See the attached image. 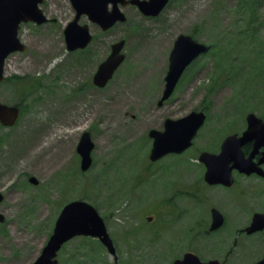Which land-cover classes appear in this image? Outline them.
<instances>
[{
    "label": "rangeland",
    "instance_id": "1",
    "mask_svg": "<svg viewBox=\"0 0 264 264\" xmlns=\"http://www.w3.org/2000/svg\"><path fill=\"white\" fill-rule=\"evenodd\" d=\"M49 1L55 22L20 25L18 38L26 50L6 58L0 82V102L20 109L16 125H0V264H31L62 206L77 199L103 219L116 263L98 240L81 236L62 246L57 264H171L185 252L222 264H251L262 257L264 232L234 243V215L225 227L208 230L209 208L216 207L209 202L218 199V188L200 187L207 204H191L184 193L200 179L201 152L218 153L225 136L244 128L247 113L264 118V0H170L154 18L128 7L127 22L107 32L83 18L92 41L73 52L63 40L73 16L69 3ZM244 3L255 7L256 19L240 9ZM248 23L257 25L254 31L246 30ZM179 34H191L209 49L159 107ZM120 39L125 60L98 89L92 75ZM191 111L206 113L192 146L151 163L147 132ZM83 132L93 143L85 171L76 152ZM233 212L225 210L228 216ZM237 215L242 219L243 211Z\"/></svg>",
    "mask_w": 264,
    "mask_h": 264
},
{
    "label": "water",
    "instance_id": "2",
    "mask_svg": "<svg viewBox=\"0 0 264 264\" xmlns=\"http://www.w3.org/2000/svg\"><path fill=\"white\" fill-rule=\"evenodd\" d=\"M168 0H70L77 14L64 29L66 49L73 51L84 48L91 36L87 25H79L81 14H86L89 21L98 24L103 30H108L116 22H124V14L117 4L125 6L129 3L138 7L145 16H156L160 13ZM42 0H0V81L3 80V66L6 57L13 52H24L26 47L17 37L21 23L33 22L37 25L45 22V18L38 8ZM112 4L110 11L106 5ZM124 40H120L111 46L110 54L102 61L93 75V83L98 87H104L112 77L116 68L122 63L124 55L121 50ZM207 47L184 34L177 36L173 43L168 58V68L164 77V89L157 102L158 106L167 100L172 94L185 68ZM19 110L16 106L0 103V123L4 126H12L16 123ZM205 120L203 112L192 111L179 119H166L163 122V130L151 129L148 137L152 139L149 152V160L155 162L169 153L180 154L189 148L192 139ZM247 129L242 136L234 134L227 136L221 144L220 152L212 154L202 152L199 161L206 166L204 179L209 184L231 183V169L237 167L246 171L244 166L249 159H244L240 147L248 140H255V147L264 145V122L253 113L246 116ZM93 148L90 135L84 132L77 145V152L81 158V170L85 171L90 163V152ZM252 155V154H251ZM233 165L230 166V163ZM243 167V168H242ZM30 182L36 183L31 177ZM0 195V201H1ZM0 221L3 217L0 215ZM222 224V216L212 209V223L210 230L217 229ZM264 229V213H256L251 225L246 228L247 233H253ZM75 236H89L97 238L107 249L108 253L116 261L115 248L105 228L104 222L96 209L82 200H74L64 205L59 212L52 233L42 248L38 257L31 264H56V255L61 246ZM172 264H220L218 260L202 262L192 252H186L182 258L175 259ZM254 264H264V257Z\"/></svg>",
    "mask_w": 264,
    "mask_h": 264
},
{
    "label": "flooded vegetation",
    "instance_id": "3",
    "mask_svg": "<svg viewBox=\"0 0 264 264\" xmlns=\"http://www.w3.org/2000/svg\"><path fill=\"white\" fill-rule=\"evenodd\" d=\"M49 2H50L49 0H43L41 4L42 12L45 15L51 14V12L48 11ZM128 7L135 8L132 5H126L125 7H121V10L124 12V14H125L124 8H128ZM106 8L107 10H110L111 6L108 4ZM75 13L76 11L72 8V14H73L72 18L75 17ZM83 18L87 19L88 17L86 15H81L80 19ZM54 22L55 19L48 18L45 24L54 23ZM116 25L117 24H115L114 26ZM246 128H247V124L245 122L244 128H242L239 131L238 130L234 131V134L237 137H240ZM219 149H220V145H219ZM240 151L244 159H249L244 165L246 167L245 169L246 171H242L241 169L234 167V169L231 172L232 182L229 185H225L222 183H215V184L207 183L204 180L205 166L199 163L200 165H198V167L200 168V172H201L200 179L196 180L195 185L186 186L184 193L185 197L188 198V201L192 204L191 200L194 202L205 201V199L202 197L200 193L199 190L200 187L204 186L205 189L218 188L220 190V193L217 194L218 199H213L209 202L216 204V207L212 206L211 208H209V212H208L209 227L211 226L212 223L213 208L217 209L222 216V224L216 230L222 228L223 225L225 227L229 218L234 215L235 217L234 222L238 224V225L234 224V226H236L234 243L238 239L246 240L251 237L259 236L264 232V230L254 232L252 234L246 232V228L250 226L252 223L254 214L264 213V145L257 148L255 147V140L251 139L241 145ZM230 164L233 165L232 162ZM205 203L207 204L206 201ZM226 208L234 209V212L230 216H228L227 213L225 214ZM239 210L243 211L244 216L242 219H240L239 216L237 215ZM199 220L205 221V219L202 218H200ZM259 259L255 260L251 264L255 263ZM222 262L223 261H221V264Z\"/></svg>",
    "mask_w": 264,
    "mask_h": 264
},
{
    "label": "trees",
    "instance_id": "4",
    "mask_svg": "<svg viewBox=\"0 0 264 264\" xmlns=\"http://www.w3.org/2000/svg\"><path fill=\"white\" fill-rule=\"evenodd\" d=\"M239 7H240V9L243 12L245 11V12L250 13V14L247 15L248 18H254L255 17V19H256L258 17V16H256V9H255V7L253 5L244 3L243 5H239ZM255 26H257L255 23L254 24L248 23L246 25V30H252V31H254L255 28H256ZM256 68H258V67L255 65L254 71H252V72L254 73V76L256 78H258L259 77V74H258L259 72H258V69H256Z\"/></svg>",
    "mask_w": 264,
    "mask_h": 264
},
{
    "label": "bare ground",
    "instance_id": "5",
    "mask_svg": "<svg viewBox=\"0 0 264 264\" xmlns=\"http://www.w3.org/2000/svg\"><path fill=\"white\" fill-rule=\"evenodd\" d=\"M254 19V18H253ZM249 22V21H248ZM223 64V63H222ZM224 67V66H223ZM218 68H221V67H218ZM222 69V68H221ZM221 69H220V71H221ZM224 69V68H223ZM191 70V69H190ZM187 71V70H186ZM186 73V72H185ZM249 195V194H248ZM192 212V211H191ZM197 216V215H196ZM195 234H196V232H195ZM199 236H201V235H199ZM127 238V237H126ZM193 238V237H192ZM192 243H193V241H192ZM191 245V244H190ZM189 248V247H188ZM245 252V251H244Z\"/></svg>",
    "mask_w": 264,
    "mask_h": 264
}]
</instances>
